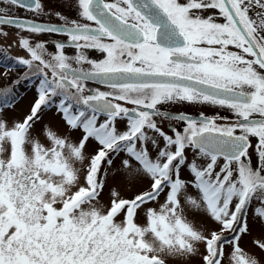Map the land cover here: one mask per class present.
<instances>
[{"label": "snow or ice", "instance_id": "1", "mask_svg": "<svg viewBox=\"0 0 264 264\" xmlns=\"http://www.w3.org/2000/svg\"><path fill=\"white\" fill-rule=\"evenodd\" d=\"M0 4V40L17 37L0 54V264H261L264 0ZM22 84L35 97L9 121ZM49 112L63 134L37 130Z\"/></svg>", "mask_w": 264, "mask_h": 264}, {"label": "rangeland", "instance_id": "2", "mask_svg": "<svg viewBox=\"0 0 264 264\" xmlns=\"http://www.w3.org/2000/svg\"><path fill=\"white\" fill-rule=\"evenodd\" d=\"M9 36L6 41L0 40V46L2 49V53H4L5 49L7 48V45L12 43L17 39V37L13 34V30L9 29ZM25 35H27L25 33ZM13 53L16 56H24L25 53L18 50L16 47H12L10 49H7V54ZM0 71H3L0 69ZM31 87V86H30ZM19 97L15 101L14 110H5L6 118L11 121L12 119L21 117L25 112H27L28 108L30 107L34 97H35V89L32 87L26 90V85H21L18 89ZM50 124L53 129L57 130L60 134H63L65 129L62 127L61 122L59 121V117L55 116L52 112H49L47 115L44 116L43 120L40 122V125L37 126V130L39 127H41L43 124ZM119 127H122L123 124H119ZM79 136V133H74L73 138H77ZM93 146H89L88 151L92 152ZM184 175L187 177V173H184ZM111 186V184L109 185ZM146 185L141 184L137 186L136 188H133L131 191L125 190L121 188L122 195L125 197H130L134 192L142 190ZM103 201L104 203H107L108 201V190L105 189L104 195H103ZM195 219L199 222L202 217L196 216ZM206 224H208L209 228L214 227L209 221H204ZM252 231L253 235H259L260 234V228L257 225H252ZM243 246L246 247L250 251H254L251 244V237H246L243 241ZM258 257L261 259V264H264V255H261L259 252L256 253ZM191 264H199L198 259H194L191 261Z\"/></svg>", "mask_w": 264, "mask_h": 264}, {"label": "flooded vegetation", "instance_id": "3", "mask_svg": "<svg viewBox=\"0 0 264 264\" xmlns=\"http://www.w3.org/2000/svg\"><path fill=\"white\" fill-rule=\"evenodd\" d=\"M43 3H44V6L46 9H49L52 11H61L64 15L68 16L69 18H75L76 17V12L74 10H71L69 8H66V7H61V0H43ZM0 7H7V6L0 4ZM12 14L17 15V16H21V17H31L32 16V14L25 9H19V10L14 9ZM41 19H45V18H41ZM50 22L59 23V21L54 20V19L51 20ZM34 39L35 40H48L49 41V45H48L49 51H54V49L51 47L52 41L54 39H59V37L39 36V37H35ZM0 48H1V46H0ZM67 51L69 54H71V52H72L71 49H68ZM0 54H3L2 49H0ZM8 55L12 56V57H18L13 53H8ZM91 55L93 56V58H100L99 54H97L95 52L91 53ZM90 86L91 87H99L100 90H102V91L107 90L102 85H95V84L90 83ZM29 88L32 89V87L26 85V90H28ZM170 111H172V112H181L182 111V112L189 113L193 116L198 115L200 111H203L206 115H213L217 112H219L221 115H230L224 109H215V108H212L209 106H203V105H188V104L175 105V106H172L170 108ZM119 124H123L122 127H119V126L118 127L120 129H124L125 122L121 121Z\"/></svg>", "mask_w": 264, "mask_h": 264}]
</instances>
